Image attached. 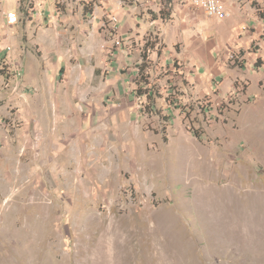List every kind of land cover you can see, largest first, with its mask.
<instances>
[{
    "label": "rangeland",
    "instance_id": "rangeland-1",
    "mask_svg": "<svg viewBox=\"0 0 264 264\" xmlns=\"http://www.w3.org/2000/svg\"><path fill=\"white\" fill-rule=\"evenodd\" d=\"M173 1L0 0V264H264V2L217 95L140 27Z\"/></svg>",
    "mask_w": 264,
    "mask_h": 264
},
{
    "label": "crops",
    "instance_id": "crops-1",
    "mask_svg": "<svg viewBox=\"0 0 264 264\" xmlns=\"http://www.w3.org/2000/svg\"><path fill=\"white\" fill-rule=\"evenodd\" d=\"M259 1L264 2V0ZM226 2L230 10V16L231 13H233V16H223V20L220 21L216 20L215 17L207 16L201 7L194 6L188 0H185V3L182 4H178L175 0L173 5L171 3L172 8L169 20H165L163 16L161 17L162 13L158 12L152 19L143 18V25L140 24L142 30L156 29L158 32V42L163 44L165 52V63L169 62V59L172 61L176 59L183 60L179 69L181 68V72L187 73L189 77H186L187 79L196 80L195 88H203L206 92H209V90L217 91V95H223V74L226 70L237 69L235 66H230L229 68L228 64L224 63L226 50L228 47L238 44V42L242 48V44H244L247 37L242 35L238 39L239 41L235 39L237 29L241 24L243 25L245 18L243 19V16L236 10L235 3H238L237 0H226ZM248 7L246 8L244 4L243 11L240 10L241 13H246V10H248L249 17H247V20L249 21L253 17L257 24H261V22L264 24V17L258 19L257 14L254 13L256 10ZM254 34L252 35L253 37L255 36ZM217 51L222 53L218 57L215 54ZM242 53L246 57V52ZM252 54L256 56V59L254 58V70L252 72L247 71L250 75L259 72L262 66L264 68V61L262 62L257 57L260 55L257 52ZM257 59L261 63L259 67H255ZM237 65L241 68L240 70L246 71V68H244L246 64L238 63ZM193 68L196 73H190V69ZM247 72H245V78H248L249 73ZM236 78L231 80V85H233ZM262 80V77L255 80L257 88L260 84L261 86L263 85ZM250 83L246 85L248 89Z\"/></svg>",
    "mask_w": 264,
    "mask_h": 264
},
{
    "label": "built area",
    "instance_id": "built-area-1",
    "mask_svg": "<svg viewBox=\"0 0 264 264\" xmlns=\"http://www.w3.org/2000/svg\"><path fill=\"white\" fill-rule=\"evenodd\" d=\"M194 6L201 7L208 16H226L228 15V10L226 9L225 3L223 0H188ZM8 19L10 22L16 21L15 13H8ZM116 21V17H113Z\"/></svg>",
    "mask_w": 264,
    "mask_h": 264
},
{
    "label": "bare ground",
    "instance_id": "bare-ground-1",
    "mask_svg": "<svg viewBox=\"0 0 264 264\" xmlns=\"http://www.w3.org/2000/svg\"><path fill=\"white\" fill-rule=\"evenodd\" d=\"M73 124V123H72ZM188 152V151H187ZM190 154H191V151L190 152H188V159H186V162H184L183 164L185 165H181V166H178V167H176L175 168V170H174V177H177V178H179L180 180L182 179L183 180V178H188L189 179V181H188V183L189 184H195V182H197L199 179H197V177L195 176L197 173H195V172H192V170H191V164H192V161H193V159H191V157H190ZM172 164V163H171ZM187 165V166H186ZM205 166V165H204ZM171 172H172V168H171V170H170ZM194 171V170H193ZM171 174V173H170ZM172 175V174H171ZM200 176V175H199ZM202 176V175H201ZM205 177V176H204ZM175 180V179H174ZM178 181V180H177ZM199 182V181H198ZM186 183V182H185ZM181 184V183H180ZM198 186V185H197ZM208 188H210V187H208ZM212 189V188H211ZM227 190V189H226ZM202 194V193H201ZM205 196V195H204ZM218 197V196H217ZM217 201V200H216ZM13 207V206H12ZM5 209V208H4ZM0 211H2V210H0ZM6 216V215H5ZM9 217V216H8ZM8 219H10V217L8 218ZM13 222V221H12ZM10 223V222H9ZM27 226V225H26ZM4 229V228H3ZM2 232V231H1ZM3 233V232H2ZM8 233V232H7ZM15 233V232H14ZM7 236V235H6ZM9 236V235H8ZM23 236V235H22ZM7 239H8V237H7ZM11 240H12V238H10ZM26 240V239H25ZM19 242H20V240H19ZM23 242V241H22ZM21 242V243H22ZM13 243V242H12ZM1 244H2V242H1ZM25 244V243H24ZM21 245H23V244H21ZM0 247H1V245H0ZM11 246H9V248H10ZM26 247V246H25ZM24 247V248H25ZM27 248V247H26ZM1 249V248H0ZM11 249V248H10ZM23 249V248H22ZM13 250V249H12ZM26 250V249H25ZM30 250V249H29ZM3 251V250H2ZM20 251V250H19ZM14 252V251H13ZM28 252V251H27ZM23 253V252H22ZM5 255V254H4ZM28 255H30V254H28ZM27 256V255H26ZM25 256V257H26ZM27 258V257H26ZM29 258H30V256H29ZM26 261V260H25ZM28 264V263H27Z\"/></svg>",
    "mask_w": 264,
    "mask_h": 264
},
{
    "label": "trees",
    "instance_id": "trees-1",
    "mask_svg": "<svg viewBox=\"0 0 264 264\" xmlns=\"http://www.w3.org/2000/svg\"><path fill=\"white\" fill-rule=\"evenodd\" d=\"M161 17H162V14H161ZM148 48L151 51H153L154 50V44H152V43L148 44V42H146L145 43V48H144L145 49V53H146V50ZM157 52H158V54H160V50H158ZM144 56H146V55H144ZM260 65H261L260 60L257 59V61L255 62V67H259ZM143 69H144V67H143V65H141L140 68H139V71H142ZM61 70H62V68H61ZM137 92H139V95H145L151 101V103H154L155 95L156 96H160L158 92H153L152 90H147L145 88L143 90H141V91H140V89H138ZM153 95H154V97H153Z\"/></svg>",
    "mask_w": 264,
    "mask_h": 264
}]
</instances>
